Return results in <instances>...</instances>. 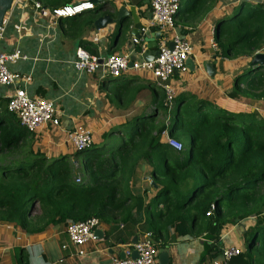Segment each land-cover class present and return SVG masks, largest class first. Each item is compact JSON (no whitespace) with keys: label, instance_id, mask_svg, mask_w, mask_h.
<instances>
[{"label":"trees","instance_id":"obj_1","mask_svg":"<svg viewBox=\"0 0 264 264\" xmlns=\"http://www.w3.org/2000/svg\"><path fill=\"white\" fill-rule=\"evenodd\" d=\"M35 1L52 12L72 5L74 0ZM89 12L91 25L94 15ZM66 19L73 22L75 18ZM214 43L217 55L225 59L252 58L263 51L264 7L240 4L232 17L216 22ZM85 45L82 43L83 48ZM243 76L235 79L228 97L263 98L264 74H257L241 87ZM251 91L259 93L253 95ZM190 99L197 98L179 97L170 110L159 106L168 125L158 127L151 117L138 118L129 132L121 130L122 138L106 152L94 149L75 153L74 158L89 153L85 156L86 177L79 184L73 179L68 156L49 159L35 152L26 143L32 133L21 128L6 108L1 110L0 223L36 234L49 226L89 218L106 223L124 220L131 209L129 204L137 202L131 182L142 164L150 169L157 186L145 206L142 234L151 233L159 240L168 232L176 237L205 233L213 246L208 256L215 259L220 254L217 239L223 226L240 222L253 212L255 224L244 233L245 248L228 264H264V239L260 241L264 233V133L257 117L223 110L207 112L208 103L197 100L193 108L186 104ZM164 132L172 138L186 136L187 155H177L165 145L161 141ZM160 197L164 199L159 201ZM138 201L142 209V199ZM225 202L228 210L224 209ZM211 205L214 212L207 216Z\"/></svg>","mask_w":264,"mask_h":264},{"label":"crops","instance_id":"obj_2","mask_svg":"<svg viewBox=\"0 0 264 264\" xmlns=\"http://www.w3.org/2000/svg\"><path fill=\"white\" fill-rule=\"evenodd\" d=\"M79 2L74 0L72 5ZM97 2L98 5L94 3L93 9L109 6L118 8L127 4L128 0ZM242 3L264 7V0H180L175 27L166 36L169 39L167 44L171 43L175 35L185 37L194 48V55L189 58L192 65L188 66L186 62L187 71L173 75L169 84L174 90L175 100L182 96H193L208 103L210 110H223L234 115L253 114L264 133V97H228L236 78L244 75L245 79L241 80V87H244V83L252 77L264 74V69L252 67L251 58H221L217 55L218 50L212 47L216 22L232 17ZM33 4V1L14 0L4 17L0 51L11 53L18 50L27 59L8 65L9 70L19 74L22 80L11 87L0 86V109L6 108L7 97L15 89L24 90L32 98L53 101L60 123L57 127H42L33 133L35 142L32 149L46 158L68 156L69 162H82L80 176L78 173L76 176L84 179L86 159L73 158L77 152L70 143V132L77 127L88 129L93 144L85 151L102 148L101 151L106 152L111 149L106 145L107 141L122 136L120 128L127 123L138 118L151 117L157 124L163 120V111L158 108L164 105L165 95L162 87L147 72L128 71L119 78H112L104 70L85 74L75 71L72 66L75 49L83 48L82 43L88 44L84 48L86 51L99 57L127 54L134 61L144 60L145 43L141 41L135 45L134 38L129 36L132 23L121 31L116 25L97 29L95 22L104 14L91 16L92 23L89 25V11L73 16L75 19L70 22L66 18H55L49 10H45V15L41 16ZM137 11L141 23L149 28V5L145 8L139 6ZM154 30L148 31L147 36L150 37ZM162 41L163 38L158 41L159 46ZM260 53H264V50ZM116 86H119V91H116ZM249 93L257 95L259 92ZM165 124L168 125L167 120ZM76 176L73 175V178ZM149 177L150 169L140 164L137 176L131 182L137 202L129 204L131 209L128 217L107 223L100 221L98 229L102 237L96 236V241H90L79 249L69 244L64 225L49 226L40 233L28 234L14 224L0 223V264H111L114 259L125 258L127 254L131 258L134 239H139L142 233L140 227L145 223V206L154 194ZM139 198L143 202L142 209H139ZM255 219V213L252 212L240 222L223 226L217 239L219 246L244 250V233L254 226ZM175 237L173 232H168L167 237L159 240L153 237L159 260L160 255L165 254L167 264L212 262L213 259L208 256L213 247L212 241L207 239L205 233L197 234L195 231L192 236ZM63 245H68L67 250H62ZM77 250H82L83 254Z\"/></svg>","mask_w":264,"mask_h":264},{"label":"built area","instance_id":"obj_3","mask_svg":"<svg viewBox=\"0 0 264 264\" xmlns=\"http://www.w3.org/2000/svg\"><path fill=\"white\" fill-rule=\"evenodd\" d=\"M34 8L41 14L45 15L46 9L35 0ZM150 8V28L157 29L162 33V44L158 47L155 58L151 61H134L130 55H108L99 57L78 47L74 52L72 66L75 71L93 74L99 70H104L112 78H119L123 73L128 71H143L149 73L158 85L162 87L165 95L164 106L170 110L173 106L175 96L174 90L169 84L170 78L176 73L187 71V60L194 55L192 45L181 36L171 38L172 48L168 47L166 36L173 31L175 27V17L179 10L180 0H149ZM94 4L91 0H80L75 5L66 6L52 11L55 18H70L84 11L92 10ZM4 29L0 28V43L3 40ZM141 39H133L135 45L140 44ZM212 47L217 51L218 48L213 43ZM144 49V48H143ZM143 53V51H142ZM27 57L22 55L18 50L11 53L0 51V86L11 87L17 81L22 80L19 74L9 70L8 65L18 60H26ZM6 109L13 114L21 128L29 133H35L42 127H57L60 123L59 113L55 103L45 98H32L22 89H15L7 97ZM164 134V133H163ZM70 143L73 145L75 152L81 153L87 150L93 144L92 134L88 129L77 127L69 134ZM163 143L175 153L183 151V145L175 138L167 136ZM82 182L80 177L75 179V183ZM214 212V206L211 205L207 216ZM100 221L97 218H89L85 221L68 223L65 227V233L71 246L79 249L90 241H96L95 231L99 228ZM68 245H63L62 250H67ZM137 252V258H130L127 254L124 259H114L111 264H160L156 241L151 233L140 235L139 239L133 246ZM78 251V250H77ZM238 247H221L220 254L212 260V264H228L232 257L241 253ZM83 254V251H78Z\"/></svg>","mask_w":264,"mask_h":264},{"label":"water","instance_id":"obj_4","mask_svg":"<svg viewBox=\"0 0 264 264\" xmlns=\"http://www.w3.org/2000/svg\"><path fill=\"white\" fill-rule=\"evenodd\" d=\"M14 0H0V28L3 26V21L6 13L10 11ZM92 3L98 5L97 0H91ZM149 4V0H128L127 4H124L118 8L115 6H109L107 8H96L88 11H93L94 16L103 15L95 22V27L97 29H103L107 25H116L119 31L123 30L126 26H129L130 23V32L129 36L131 38H139L146 45V51L144 52L143 59L144 61H151L155 58L158 52V41L162 39V33L155 29L151 36L148 37V31L152 28H148L146 25L141 23L137 8H145ZM151 18V17H150ZM169 48L173 47L172 43L168 44ZM188 66L192 65V60L187 61ZM250 65L254 68H263L264 67V53H257L250 60ZM150 185L153 189H157L156 184L152 180V177H149ZM97 238L102 237V232L97 229L95 231ZM136 243L137 240L134 239ZM132 259L137 258V252L133 251ZM124 259V257L122 258ZM168 259L165 254L160 255V264H167Z\"/></svg>","mask_w":264,"mask_h":264},{"label":"rangeland","instance_id":"obj_5","mask_svg":"<svg viewBox=\"0 0 264 264\" xmlns=\"http://www.w3.org/2000/svg\"><path fill=\"white\" fill-rule=\"evenodd\" d=\"M243 79H245V78H243ZM195 101H197V99L196 100H189L188 101V105L190 106L191 105V107H193V108H195L196 106H195V104L196 103H194ZM1 110V109H0ZM191 110H192V108H191ZM195 110V109H194ZM194 110H192V111H194ZM205 111H207V112H212V113H215V111H210V109H209V107L206 109L205 108ZM162 122L163 123H165V119H164V117H163V120H159V122H158V127L162 124ZM133 123H134V121H133ZM131 128H132V123H127L126 125H124L123 127H121L120 129L122 130V131H124V132H126V131H130L131 130ZM165 138L168 136L167 135V133L166 132H164V134H162ZM115 139H111V140H108L107 141V143H106V145L108 146V148L110 147H112V146H114V142H115V140L116 139H121L122 137L121 136H117V137H114ZM165 138H163V139H161V141L163 142V140L165 139ZM175 139H177V140H179L180 142H181V144L183 145V151L182 152H180L179 154L178 153H176L177 155H182V156H185V155H187V153H188V148H189V146H188V139H187V137L186 136H184V135H180V134H178V135H176V137H174ZM34 142H35V140H34V138L32 137V136H28L27 137V139H26V143L29 145V146H32L33 144H34ZM117 143V142H116ZM105 145V146H106ZM102 147V146H101ZM102 149V148H101ZM100 149V150H101ZM74 158V157H73ZM85 158V155L84 156H80V157H77V160H80V159H84ZM49 159H51V156H50V158ZM82 162H80V164L78 163V161H76V160H74V161H70V164H71V167H72V169H73V172H74V174L73 175H75L76 176V173H78V175L80 176V166H82V164H81ZM77 177V176H76ZM75 177V178H76ZM75 178H73L74 180H75ZM81 179H82V181H83V177L81 176ZM155 192H156V190H155ZM185 196H187V194H184ZM164 198L163 197H160V201L161 200H163ZM224 209L225 210H228V208H227V204H226V202L224 203ZM38 211V209L36 208L35 209V212H37ZM250 215V214H249ZM264 239V233H262V235H260V241H262ZM211 262V261H210Z\"/></svg>","mask_w":264,"mask_h":264},{"label":"bare ground","instance_id":"obj_6","mask_svg":"<svg viewBox=\"0 0 264 264\" xmlns=\"http://www.w3.org/2000/svg\"><path fill=\"white\" fill-rule=\"evenodd\" d=\"M95 7V6H94Z\"/></svg>","mask_w":264,"mask_h":264}]
</instances>
